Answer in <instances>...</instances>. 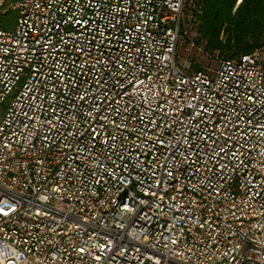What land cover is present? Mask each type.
<instances>
[{
    "label": "built area",
    "instance_id": "obj_1",
    "mask_svg": "<svg viewBox=\"0 0 264 264\" xmlns=\"http://www.w3.org/2000/svg\"><path fill=\"white\" fill-rule=\"evenodd\" d=\"M203 1L0 0V264H264V49L201 64Z\"/></svg>",
    "mask_w": 264,
    "mask_h": 264
},
{
    "label": "trees",
    "instance_id": "obj_2",
    "mask_svg": "<svg viewBox=\"0 0 264 264\" xmlns=\"http://www.w3.org/2000/svg\"><path fill=\"white\" fill-rule=\"evenodd\" d=\"M204 0L197 42L224 57L264 49V0Z\"/></svg>",
    "mask_w": 264,
    "mask_h": 264
},
{
    "label": "rangeland",
    "instance_id": "obj_3",
    "mask_svg": "<svg viewBox=\"0 0 264 264\" xmlns=\"http://www.w3.org/2000/svg\"><path fill=\"white\" fill-rule=\"evenodd\" d=\"M193 21L194 20H192L190 23L191 26L190 31L192 32V35L195 37V22ZM190 54L193 55L194 57L196 56L197 58H199L198 59L199 62L204 65H215L218 59H220L221 57V54L218 53L217 51L211 52L207 50L205 48L204 42H201L199 49L196 50L192 49L190 51ZM183 55H187L186 45H184ZM180 61L182 62L183 59H181Z\"/></svg>",
    "mask_w": 264,
    "mask_h": 264
}]
</instances>
